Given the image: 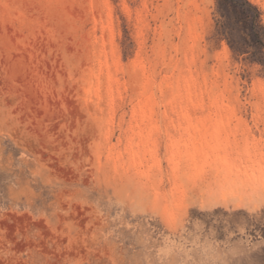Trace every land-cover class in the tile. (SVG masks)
<instances>
[{
    "label": "rangeland",
    "instance_id": "obj_1",
    "mask_svg": "<svg viewBox=\"0 0 264 264\" xmlns=\"http://www.w3.org/2000/svg\"><path fill=\"white\" fill-rule=\"evenodd\" d=\"M245 34L219 0H0V264H264Z\"/></svg>",
    "mask_w": 264,
    "mask_h": 264
},
{
    "label": "trees",
    "instance_id": "obj_2",
    "mask_svg": "<svg viewBox=\"0 0 264 264\" xmlns=\"http://www.w3.org/2000/svg\"><path fill=\"white\" fill-rule=\"evenodd\" d=\"M219 3L222 10L232 9L245 22L247 40L243 41V45L238 47L235 42L228 38L232 53L237 57L245 55L244 61L260 67L261 71L264 72V24L261 20L260 10L247 0H219Z\"/></svg>",
    "mask_w": 264,
    "mask_h": 264
}]
</instances>
